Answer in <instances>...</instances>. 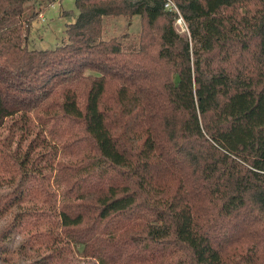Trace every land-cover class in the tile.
<instances>
[{
    "label": "trees",
    "instance_id": "obj_1",
    "mask_svg": "<svg viewBox=\"0 0 264 264\" xmlns=\"http://www.w3.org/2000/svg\"><path fill=\"white\" fill-rule=\"evenodd\" d=\"M53 1L0 0V261L264 264V0H172L188 36L161 0H74L27 50Z\"/></svg>",
    "mask_w": 264,
    "mask_h": 264
},
{
    "label": "rangeland",
    "instance_id": "obj_2",
    "mask_svg": "<svg viewBox=\"0 0 264 264\" xmlns=\"http://www.w3.org/2000/svg\"><path fill=\"white\" fill-rule=\"evenodd\" d=\"M39 2H28L24 4L23 16L32 11L39 10ZM77 11L74 0H55L51 5L44 7L40 16L33 20L28 27L25 47L30 51L52 50L66 42L65 28L74 23ZM102 39L115 38L127 46L136 42L139 31V20L137 17L130 19L102 18ZM173 28L177 34L187 36L186 32H180L178 26L173 22ZM123 36H125L123 38ZM18 244L17 240H9L7 248L11 251ZM17 258L11 254L6 255L4 262L0 264H17Z\"/></svg>",
    "mask_w": 264,
    "mask_h": 264
},
{
    "label": "built area",
    "instance_id": "obj_3",
    "mask_svg": "<svg viewBox=\"0 0 264 264\" xmlns=\"http://www.w3.org/2000/svg\"><path fill=\"white\" fill-rule=\"evenodd\" d=\"M162 10L173 18L174 24L178 26L180 32H186V25L172 0H161ZM188 36V33L186 34Z\"/></svg>",
    "mask_w": 264,
    "mask_h": 264
}]
</instances>
